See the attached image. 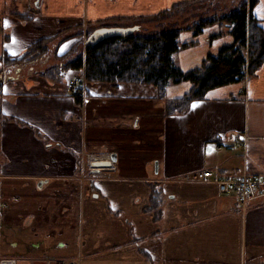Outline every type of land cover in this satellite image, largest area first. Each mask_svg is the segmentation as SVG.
I'll list each match as a JSON object with an SVG mask.
<instances>
[{
  "label": "crops",
  "instance_id": "obj_1",
  "mask_svg": "<svg viewBox=\"0 0 264 264\" xmlns=\"http://www.w3.org/2000/svg\"><path fill=\"white\" fill-rule=\"evenodd\" d=\"M178 1L42 0L36 8L33 0H0V72L5 52L21 58L52 38L23 74L8 69L0 82V261L264 264V197L242 206L216 184L188 178L212 169L264 181V63L185 113L167 114L166 99L187 94L189 81L169 84L165 97L144 83L67 89L83 72L65 64L84 24L155 15ZM253 13L264 27V0ZM227 28L181 31L188 45L175 62L200 66L234 42ZM98 152L116 157L99 173L86 161ZM155 189L162 198L151 208Z\"/></svg>",
  "mask_w": 264,
  "mask_h": 264
},
{
  "label": "trees",
  "instance_id": "obj_2",
  "mask_svg": "<svg viewBox=\"0 0 264 264\" xmlns=\"http://www.w3.org/2000/svg\"><path fill=\"white\" fill-rule=\"evenodd\" d=\"M257 2L258 0L178 1L169 9L144 18L154 20L161 26L163 20L190 12L191 8L197 7L198 4L201 8L205 4L207 7L203 16L199 15L192 23L191 18L186 17L183 22L169 21L166 27L163 22L164 28H157L150 33L135 31L124 37L89 42L85 46V55L82 52L77 53L65 67L84 69L85 77L90 83L151 84L159 88L162 97H165L169 84L189 81L193 86L187 94L166 99L167 114L185 113L190 110L193 101L203 99L209 90L241 82L247 76L252 77L264 63V27L253 13ZM209 12L213 13L207 15ZM123 19L117 18L112 24L98 21L94 29L101 26H118ZM180 23L182 24L179 25ZM213 24L228 27L227 30L234 36V42L222 47L215 54H208L198 67L190 70L180 68L174 60V54L188 45L179 42L180 32L194 30L195 34H200L205 27ZM51 40V37L43 38L31 46L21 58L5 52L1 58L5 69L23 74L20 67L44 54ZM67 55L68 53L59 56L63 58ZM57 67L58 65H53L49 71L54 73ZM6 70L0 72V82L10 76ZM79 101L82 99L79 98ZM152 194L151 208H155L161 202L162 191L155 189Z\"/></svg>",
  "mask_w": 264,
  "mask_h": 264
},
{
  "label": "built area",
  "instance_id": "obj_3",
  "mask_svg": "<svg viewBox=\"0 0 264 264\" xmlns=\"http://www.w3.org/2000/svg\"><path fill=\"white\" fill-rule=\"evenodd\" d=\"M86 83L85 72H82L68 80L67 89L71 93H83ZM111 159L112 156L109 152L89 153L86 155V161L91 170H94L91 166L93 161H111ZM188 178L195 182L216 184L220 193L235 194L242 206L258 197H264V181H260L249 172L221 174L212 169H203L194 171Z\"/></svg>",
  "mask_w": 264,
  "mask_h": 264
},
{
  "label": "rangeland",
  "instance_id": "obj_4",
  "mask_svg": "<svg viewBox=\"0 0 264 264\" xmlns=\"http://www.w3.org/2000/svg\"><path fill=\"white\" fill-rule=\"evenodd\" d=\"M207 3V2H206ZM209 3V2H208ZM203 8L200 7V4L197 5V7L195 8H191V11L190 12H186V13H182V14H179V15H176L172 18H169V19H166V20H163L164 22V27L167 26V24L169 23V21H181L183 22V20L187 17H190V23H192V21L196 20L198 18L199 15L203 16L205 9L207 7V5L205 4V6H202ZM213 12H209L207 13V15H210L212 14ZM151 16V15H150ZM144 17H149L148 15H145V16H141V17H136V18H127V19H123L122 22H119V25L118 26H134V25H139L140 26V29L138 31H140L141 33H150V32H153L155 30L158 29H161V28H164L162 27L163 26V22L161 24V26L155 22L154 20H150L148 18H144ZM182 23H180L179 25H181ZM86 25L85 27L86 28H89L90 30L94 29V26L95 24H84ZM161 27V28H160ZM97 28V27H95ZM79 30H81V28H79ZM185 31V30H183ZM92 32V31H91ZM83 33V32H82ZM193 33H194V30H193ZM82 35V34H81ZM88 33H84L81 37V39L77 42L76 46H77V50H76V53H80L81 51H84L85 52V43H86V39L88 37ZM180 42V40H179ZM220 50V49H219ZM40 57V56H39ZM177 63V62H176ZM178 65V63H177ZM27 68H30V67H27ZM25 71H28V69ZM84 71V69H83ZM23 72V71H22ZM99 173V172H97ZM87 258H81L79 261H57L55 260V264H104V262H92V261H88L86 260ZM84 260V261H83ZM34 261H26L25 263H20V264H32ZM52 261H46L47 264H50Z\"/></svg>",
  "mask_w": 264,
  "mask_h": 264
},
{
  "label": "water",
  "instance_id": "obj_5",
  "mask_svg": "<svg viewBox=\"0 0 264 264\" xmlns=\"http://www.w3.org/2000/svg\"><path fill=\"white\" fill-rule=\"evenodd\" d=\"M140 29L139 25L134 26H101L96 29H94L86 43L89 42H100L105 39L113 38V37H124L128 36L135 31H138ZM113 161L116 160L115 155H113ZM112 162L111 161H105V160H99L95 161L91 164V166L96 170H100L101 168H109L111 167ZM157 165V164H156ZM21 261H16L15 259H4L0 261V264H20ZM32 264H47L46 261H40L36 260ZM50 264H55V261H52Z\"/></svg>",
  "mask_w": 264,
  "mask_h": 264
},
{
  "label": "flooded vegetation",
  "instance_id": "obj_6",
  "mask_svg": "<svg viewBox=\"0 0 264 264\" xmlns=\"http://www.w3.org/2000/svg\"><path fill=\"white\" fill-rule=\"evenodd\" d=\"M41 1H42V0H33V6L36 7V8H39L40 5H41ZM125 27H126V26H125ZM84 30H85V33H86V34H87V33L89 34V33H91V31H93L94 29L90 31L89 28H84V29H83V28L81 27V34H82V31H84ZM82 35H83V34H82ZM88 37H89V36H88ZM88 37H87V38H88ZM43 261H46V260H43ZM51 261H54V260H51ZM21 262H22V263H25L26 261L22 260Z\"/></svg>",
  "mask_w": 264,
  "mask_h": 264
}]
</instances>
